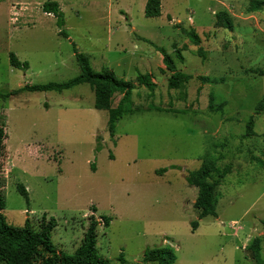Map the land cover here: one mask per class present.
Masks as SVG:
<instances>
[{
    "label": "rangeland",
    "instance_id": "obj_1",
    "mask_svg": "<svg viewBox=\"0 0 264 264\" xmlns=\"http://www.w3.org/2000/svg\"><path fill=\"white\" fill-rule=\"evenodd\" d=\"M146 1L0 0L6 223L23 227L29 219L38 230L43 215L54 218L52 243L71 255L91 215L110 217L108 227L97 226L96 238V253L109 264H154L143 260L145 250L166 247L174 264H256L247 249L256 237L264 261V107L256 112L264 100V75L257 72L264 71V0H160V16L152 18L144 15ZM45 2L58 3L61 28L42 11ZM256 3L260 9L253 11ZM219 12L231 18V30L216 25ZM73 45L94 72L109 70L134 84L131 109L113 133L86 83L6 96L24 85L78 76ZM159 49L176 71L192 75L187 83L168 88L171 71ZM10 53L27 70L11 67ZM140 76L155 84L152 91ZM199 76L223 81L203 83ZM222 155L218 164L232 163L233 172L219 188L216 217L199 220L197 188L185 176L204 158ZM172 165L180 169L156 173Z\"/></svg>",
    "mask_w": 264,
    "mask_h": 264
},
{
    "label": "trees",
    "instance_id": "obj_2",
    "mask_svg": "<svg viewBox=\"0 0 264 264\" xmlns=\"http://www.w3.org/2000/svg\"><path fill=\"white\" fill-rule=\"evenodd\" d=\"M260 3H256L252 10H259ZM42 11L46 14L52 15L56 19V24L59 28L64 25L63 15L56 2H45L42 5ZM160 0H147L144 6V15L146 17L160 16ZM216 25L225 29H232L231 18L225 12L216 14ZM60 35H64L63 31H59ZM190 41L197 45L199 39L194 31L188 33ZM75 60L80 68V74L63 83H46L35 85H24L20 89L13 90L6 94V96L17 94L21 91L28 92H62L71 89L80 84L86 83L91 88L94 94V107L98 110H105L108 114L107 128L113 133L116 123L122 115L130 111L132 105V92L134 84L129 81L117 78L112 71L102 70L101 72H94L89 64L88 58L83 53L77 51L73 45ZM163 56V62L167 69L171 71L167 79V86L169 89H177L182 84L187 83L192 75L176 71L174 69V62L170 55L163 49H159ZM178 58L181 60L180 51L175 49ZM198 54L204 57L202 49H198ZM9 64L13 68L27 70L28 64L20 62L14 53L9 54ZM260 75H264V71H257ZM203 83L218 84L223 81L220 79H209L208 77H198ZM140 83L152 91L155 84L151 82L148 76H140L138 78ZM115 95H120L121 98L116 106H113V98ZM264 100L257 104L256 112L263 110ZM155 108V107H154ZM160 110L159 108H155ZM253 125V124H251ZM253 130L248 126L247 135H252ZM7 139V132L5 124L0 121V157L4 155L6 150L5 140ZM100 146L97 144L96 150ZM223 159V155L219 157L210 156L204 158L200 166L193 171H189L185 176V180L189 186L197 188V196L193 203L194 209L198 211V219L201 220L206 217H216V205L218 202V191L223 184L225 177L233 172L232 163L219 165V160ZM168 169H180L178 166L172 165L167 168L156 171L161 175ZM94 170V168H93ZM17 191L20 195L28 200V192L26 188L19 184ZM5 209V199L0 193V262L4 264H109V261L96 253V238L97 226L102 223L103 227L110 225L111 218L107 216H100L97 220L93 215L89 217V224L84 232L80 245L75 249L73 254H65L58 252L51 240V232L56 227L57 222L54 218L47 219L45 215L41 217L38 225V230H35L30 224L29 219L25 220L23 227H13L6 223L2 211ZM92 212H96V208L92 207ZM264 224V222H263ZM193 231L198 227V222L191 223ZM261 240L254 238L247 246L250 251V256L256 264H264L261 259ZM143 260L147 263L154 264H174L176 255L173 250L166 248L146 249L143 255Z\"/></svg>",
    "mask_w": 264,
    "mask_h": 264
},
{
    "label": "crops",
    "instance_id": "obj_3",
    "mask_svg": "<svg viewBox=\"0 0 264 264\" xmlns=\"http://www.w3.org/2000/svg\"><path fill=\"white\" fill-rule=\"evenodd\" d=\"M47 15H50V14H47ZM232 223H234V222H232ZM232 223H231V224H232ZM254 231H256V228L253 229V232H254ZM260 231H261V230H259L257 236H260V234L262 233V232L260 233ZM258 238H259V237H258Z\"/></svg>",
    "mask_w": 264,
    "mask_h": 264
}]
</instances>
